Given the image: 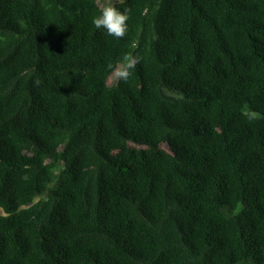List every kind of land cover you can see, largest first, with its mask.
Masks as SVG:
<instances>
[{"label": "trees", "instance_id": "1", "mask_svg": "<svg viewBox=\"0 0 264 264\" xmlns=\"http://www.w3.org/2000/svg\"><path fill=\"white\" fill-rule=\"evenodd\" d=\"M111 4L0 0V264H264V0Z\"/></svg>", "mask_w": 264, "mask_h": 264}, {"label": "clouds", "instance_id": "2", "mask_svg": "<svg viewBox=\"0 0 264 264\" xmlns=\"http://www.w3.org/2000/svg\"><path fill=\"white\" fill-rule=\"evenodd\" d=\"M131 9L118 10L111 3L105 4L98 16L93 17V24L97 29L103 28L109 36L122 39L128 32V20ZM141 57L125 54L117 66L109 63L108 68L116 81L127 82L132 75L131 70L140 63ZM38 84L39 81H36ZM249 120H255L258 114L254 111L246 113Z\"/></svg>", "mask_w": 264, "mask_h": 264}, {"label": "rangeland", "instance_id": "3", "mask_svg": "<svg viewBox=\"0 0 264 264\" xmlns=\"http://www.w3.org/2000/svg\"><path fill=\"white\" fill-rule=\"evenodd\" d=\"M98 1H99V3H100L101 6H104L107 3H112L114 0H98ZM114 81L115 80H114V78L111 75L110 78H109V80H108V82L109 83H113ZM0 214H4V211L2 210V208H0Z\"/></svg>", "mask_w": 264, "mask_h": 264}]
</instances>
